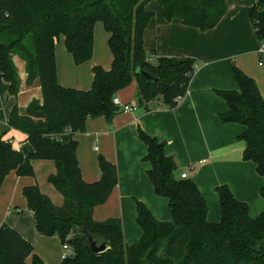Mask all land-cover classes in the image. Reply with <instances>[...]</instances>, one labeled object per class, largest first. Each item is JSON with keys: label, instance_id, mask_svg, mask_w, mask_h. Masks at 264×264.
Masks as SVG:
<instances>
[{"label": "trees", "instance_id": "16d2710c", "mask_svg": "<svg viewBox=\"0 0 264 264\" xmlns=\"http://www.w3.org/2000/svg\"><path fill=\"white\" fill-rule=\"evenodd\" d=\"M152 0H0V75L8 92H19L14 57L25 64L26 84L39 81L42 99L29 103L24 112L14 106L0 135V188L12 171L32 176L31 162L53 161L56 173L48 182L62 195L63 204L54 206L36 185L22 189L27 210L33 215L36 231L56 236L73 249V256L59 264H264V212L252 218L246 203L234 198L227 186L216 188L220 221H207V206L195 182L175 178L177 165L165 154V144L140 128L137 135L146 147L143 162L154 194L167 200L169 221H158L135 200L139 240L123 241L119 219L93 220V210L105 203L118 183L114 164L98 156L99 180L85 183L76 159L77 142L65 144L56 137L65 131L83 133L88 120L104 118L109 124L122 113L112 102L116 94L136 82V101H161L173 109L188 92L196 61L191 58L161 57L148 61L143 33L152 13L145 10ZM167 21L206 31L218 24L227 11L224 0H157ZM249 18L259 43L264 42V0L257 1ZM101 22L108 34L112 54L109 70L92 68L89 90L65 88L57 81L55 44L64 37L66 50L76 65L91 59L94 25ZM137 70L152 77L146 79ZM237 90L217 92L227 111L219 116L223 124L244 127L238 140L244 145L242 160L251 162L264 178V101L255 81L233 68ZM27 136L29 155L12 148L3 136L10 130ZM264 198V186L260 190ZM86 234L96 245L105 244L101 254L92 253ZM43 264L32 245L14 229L0 226V264Z\"/></svg>", "mask_w": 264, "mask_h": 264}, {"label": "crops", "instance_id": "0c3cea01", "mask_svg": "<svg viewBox=\"0 0 264 264\" xmlns=\"http://www.w3.org/2000/svg\"><path fill=\"white\" fill-rule=\"evenodd\" d=\"M224 1L226 14L206 31L184 26L179 20L167 21L160 4L155 7L148 3L145 7L152 13L143 33L144 49L150 61L161 57L196 61L188 92L176 107L168 109L161 101L153 100L147 104L148 111H144L137 105L136 82H132L115 96L121 103L136 106L132 113H120L109 124L104 118L88 120L83 133L65 131L56 137L60 144L70 139L77 142L76 159L85 183L99 180L98 156L116 166L118 183L107 201L94 208L92 217L96 222L119 219L123 240L128 245L141 236L135 223L136 199L144 202L158 221L170 219L167 200L156 196L149 182V166L142 161L146 147L136 136L139 128L165 144V154L177 165L175 178L186 174L187 179L195 182L205 200L209 223L220 221L216 193L220 186H227L236 200L246 203L252 218L264 212V198L260 196L264 178L256 173L253 163L242 160L244 145L238 136L244 127L221 123L219 116L227 111V106L217 95V92L237 90L233 76L236 67L255 81L264 101V53L259 52L261 43L249 18L250 8L260 0ZM249 26L253 35L244 37ZM63 44L62 36L55 52L60 86L87 91L92 84L93 67L111 68L112 54L104 45L99 50L94 49L90 60L76 65ZM16 58L19 59L16 63L19 92L16 97L12 96L14 101L3 98L4 111L18 106L23 113L30 102L41 101L42 92L38 80L29 86L26 84L25 64L18 57H14L13 62ZM2 94L5 96L3 90ZM7 121L8 117H0V135ZM3 139L24 155L32 152L27 136L17 130L10 129ZM31 167L32 176H19L12 171L4 178L0 188V226L7 225L18 232L32 245L33 254L43 264H59L63 245L56 236L45 237L36 231L33 215L22 196L24 187L36 185L54 206H62V195L48 182V177L56 173V167L50 160L32 161ZM25 264H31V257Z\"/></svg>", "mask_w": 264, "mask_h": 264}, {"label": "rangeland", "instance_id": "374dc122", "mask_svg": "<svg viewBox=\"0 0 264 264\" xmlns=\"http://www.w3.org/2000/svg\"><path fill=\"white\" fill-rule=\"evenodd\" d=\"M149 3H151V5H155V7H159V3L157 0H152L150 1ZM158 3V4H157ZM250 35H253V31L251 29V26H249V32L246 31L245 34L243 35L244 37H247V36H250ZM93 36H94V46H93V54H94V49L96 50H99L100 46L102 47L103 45L105 47L108 48V44H107V40H108V34L103 26V24L101 22H96L95 25H94V33H93ZM62 39V36H59L58 40L56 41V44H55V52H56V48L57 46L59 45V40ZM63 43V42H62ZM65 45V44H63ZM65 49V48H64ZM149 52V51H147ZM148 54V53H147ZM56 55V53H55ZM149 55V54H148ZM19 61V59L16 58L15 60V67L17 69V65L16 63ZM152 63H155V61H151ZM2 90L4 92V95L2 94ZM3 98H7V99H10L12 101H14V98L9 94L8 92V88H7V84L6 82L3 80L2 76L0 75V117H9V110H5L4 111V101H3ZM18 107V106H17ZM11 109V108H10ZM136 136L138 138V135H137V132H136ZM139 140V138H138ZM140 141V140H139ZM141 142V141H140ZM142 143V142H141ZM138 200V199H136ZM139 202H142L141 200H138ZM135 203V202H134ZM145 206L146 204L144 202H142ZM147 207V206H146ZM136 223V221H135ZM137 225V223H136ZM137 228V227H136ZM140 229V228H138ZM124 241V240H123ZM68 246L66 245H63V251H65V249L67 248Z\"/></svg>", "mask_w": 264, "mask_h": 264}, {"label": "built area", "instance_id": "2783aa9c", "mask_svg": "<svg viewBox=\"0 0 264 264\" xmlns=\"http://www.w3.org/2000/svg\"><path fill=\"white\" fill-rule=\"evenodd\" d=\"M259 52H260V53H264V42L260 44ZM148 61H150V58H148ZM260 64H261V63H260ZM260 64H259V65H260ZM181 99H182V98H179V101H180ZM112 102H113V104H114L115 106H117V107L120 108V110L122 111V113H126V112H128V113H132V112L136 109V106L121 103V102L119 101V99L116 98V97L113 98ZM68 131H69V130H68ZM7 142H8V141H7ZM8 143H9V142H8ZM9 144H10V143H9ZM190 168H192V167L190 166ZM180 178H182V179H186L187 176H186V174H182ZM66 246H68V245H66ZM71 256H73V249H72L70 246H68V247L65 249L64 253L62 254V260L66 259V258H68V257H71Z\"/></svg>", "mask_w": 264, "mask_h": 264}, {"label": "water", "instance_id": "95a60500", "mask_svg": "<svg viewBox=\"0 0 264 264\" xmlns=\"http://www.w3.org/2000/svg\"><path fill=\"white\" fill-rule=\"evenodd\" d=\"M136 74H138L139 76L143 77L144 79H146L147 82L151 81L152 80V77L150 75H148L146 72L144 71H141V70H137ZM86 240H87V243L92 251V253L94 254H101L103 252L106 251L107 247L105 244H102V245H96L91 236L87 235L86 234Z\"/></svg>", "mask_w": 264, "mask_h": 264}]
</instances>
